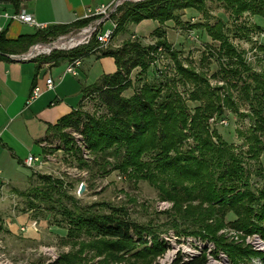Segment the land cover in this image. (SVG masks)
Returning <instances> with one entry per match:
<instances>
[{
	"label": "rangeland",
	"instance_id": "rangeland-1",
	"mask_svg": "<svg viewBox=\"0 0 264 264\" xmlns=\"http://www.w3.org/2000/svg\"><path fill=\"white\" fill-rule=\"evenodd\" d=\"M132 2L125 1L119 8ZM228 6L235 11L237 5L203 0L200 10L177 11L175 20L127 22L120 31L114 32V28L106 45L101 44L100 48H115L134 40L142 45L162 42L151 54L148 68L141 71L137 67L130 74L134 87L143 82L162 85L153 95L155 102L149 116L154 128L170 140V152L193 158L188 169L194 172L198 169L194 158L199 157V152L198 142L191 135L190 117L199 109L208 108L206 119L199 120L210 140L208 148L212 143L231 147L241 157L248 182L255 190L264 186V125L256 116V103L245 99L242 87L248 82L264 90V15L237 12L235 20ZM110 25L107 21L103 29ZM79 27L33 43L54 40ZM218 30L240 51L249 71L230 65L237 59L220 49L219 41L212 35ZM65 52L69 51L56 50L39 57L52 61L53 54ZM230 67L237 68L240 74L227 72ZM252 73L259 76L258 81L253 80ZM134 87L122 95H132ZM165 92L174 96L165 98ZM78 108L90 114L104 111L94 97L86 98ZM180 108L187 119L178 130L171 117L177 114L178 124ZM165 115L169 116V123ZM154 128L142 137L141 151L132 164L122 163L104 150H84L74 139L70 141L72 147L66 148L59 137L53 138L55 147L51 143L40 149L41 166L28 168L22 161L23 167L18 168L22 175L17 174L22 182L0 191V264H169L179 252L194 256L203 251L207 264H262L257 256L248 259L241 255L246 249L264 251V242L258 233L246 230L248 216L240 205L213 204L205 188L207 197L203 199L196 179L159 167L163 149L159 148ZM254 136L263 148L255 154L249 152ZM207 169L201 174H206ZM42 174L49 176L50 181L40 179ZM111 208L123 209L130 220L150 226L157 240L165 242L166 249L161 254H146L142 246L150 247L153 242V237L146 234L143 243L135 242L126 251H111L106 238L70 223L77 213H103Z\"/></svg>",
	"mask_w": 264,
	"mask_h": 264
},
{
	"label": "trees",
	"instance_id": "trees-1",
	"mask_svg": "<svg viewBox=\"0 0 264 264\" xmlns=\"http://www.w3.org/2000/svg\"><path fill=\"white\" fill-rule=\"evenodd\" d=\"M28 0H0V4L11 5L13 11L16 12L21 8V4ZM225 1L231 5H237L235 11L232 10L234 16L237 12L250 11L253 14L262 13L264 15V0H255V2H245L243 0H218ZM203 0H143L138 2L127 3L126 6L117 9L113 18L116 21L115 31H120L127 23L137 24L143 19L156 20L163 23L167 20H175L177 11H183L186 8L201 9ZM261 9V11L257 8ZM255 7V11L253 8ZM118 10L120 14H118ZM240 17V16H238ZM90 18H83L76 26L86 24ZM214 25H218L215 23ZM221 26V25H219ZM70 27L65 25L49 26L44 29H38L32 34H20L15 39L7 38L5 29L0 30V58L6 59L9 54H17L25 51L30 44L35 41L45 39L48 36H55L58 33L65 32ZM220 29V27H219ZM158 27L155 28V32ZM213 38L220 43V49L225 54L233 55L237 61H231L230 65L236 66L238 69L243 68L244 71H249V66L242 61L240 51H236L233 44L228 41V36L220 34L219 30L212 34ZM94 44L72 50L65 53H55L50 60L54 63L76 57H82L88 53H94L96 56H111L114 58L116 70L112 73L102 74L93 83L82 86L80 104L88 97H94L98 100L100 106L104 109L99 114L86 113L83 111L73 109L71 112L61 116L54 124L47 128V133L38 140V142L45 143L55 147L54 139L59 137L61 144L66 148H71L70 141L74 139L79 141L84 150H89L95 153L101 150L107 154L114 155L121 160L122 163H133L138 153L141 151L140 142L142 137L154 128L153 122L149 116L153 111L154 94L162 89L161 84L153 82H143L139 87H134L130 78L131 71L139 67L141 71H145L152 57V53L156 50L157 45H142L138 40L123 42L120 46L115 48H100ZM264 50V45L261 46ZM235 59V60H236ZM237 68H227V72L233 74H240ZM191 73V72H190ZM253 75V73L251 74ZM253 80L258 81L259 76L253 75ZM261 82V81H260ZM264 89V84L261 82ZM132 95L125 97L122 92L128 88H133ZM260 86H250L246 82L242 90L246 100L250 103H256L255 113L260 119L261 125H264V90L258 89ZM174 96L170 92H165L163 97L168 98ZM175 99V98H174ZM170 109V107H168ZM167 109V110H168ZM208 109V108H206ZM199 109L194 116L190 117V130L192 136L198 142L196 150L199 152V157L194 158L198 169L194 172L188 168L191 167L190 161L193 158H186L183 154L172 151L170 140L166 139V135H160V129L154 128L159 140L161 157L158 162L159 167L165 169H173L175 172L186 174L194 179L200 185L199 191L204 193V188L207 190L208 198L213 204L218 206L233 207L239 206L244 210L245 217L248 216L246 230L249 232L258 233L264 242V186L258 189H252V185L248 182V173L243 166V161L239 155L234 154L231 147L214 145L208 148L210 140L207 139L205 133V126L201 125L199 120L203 121L208 116V110ZM173 109L171 110V115ZM178 114L172 115L171 122L175 121L176 129L180 130L183 121H186L187 116L183 108H180ZM97 115V116H96ZM167 117V115H165ZM169 117V116H168ZM167 122L169 123V118ZM180 123V124H179ZM197 130H195V129ZM64 129H68L65 132ZM264 130V128L262 129ZM201 133V134H200ZM76 136H75V135ZM200 134V135H199ZM74 135V136H73ZM63 141V142H62ZM253 148H249V152L255 154L260 152L263 148L260 147V139L257 136L253 137ZM60 144V145H61ZM224 144V143H223ZM61 145V146H62ZM58 146L57 148H61ZM114 148H111L113 147ZM164 147V148H162ZM206 153H210L206 161ZM252 154V155H253ZM103 155V154H102ZM98 157H101L100 155ZM196 157V156H195ZM187 165V166H186ZM207 169V173H202L201 170ZM42 180L50 181L47 175H39ZM223 179V180H222ZM216 182V183H215ZM217 184V186H216ZM204 193L203 199L207 197ZM73 225H82L85 228L103 236L107 239V244L111 251H126L135 242H144L146 234L153 237L152 246H142V250L146 254H161L166 249L165 242L158 241L155 232L150 226L138 224L130 220L126 211L120 208H111L109 212L103 213H77L71 220ZM242 256L250 258L257 256L264 264V251L246 249ZM169 264H207L204 251L194 256H184L182 253H177Z\"/></svg>",
	"mask_w": 264,
	"mask_h": 264
},
{
	"label": "crops",
	"instance_id": "crops-1",
	"mask_svg": "<svg viewBox=\"0 0 264 264\" xmlns=\"http://www.w3.org/2000/svg\"><path fill=\"white\" fill-rule=\"evenodd\" d=\"M110 1L28 0L21 4V8L45 28L53 25L73 28L85 18L88 10ZM3 12L14 11L11 5L0 4V30L5 29L7 38L15 39L20 34H32L38 30L4 17ZM10 55L6 59L0 58V191L7 185L22 182L17 179L22 161L29 153L40 152L38 140L47 133L49 125L78 107L82 86L116 70L113 57H98L94 53L81 57L76 75L66 71L68 59L54 63L39 57L20 62L12 60ZM48 77L53 80L51 89L45 85ZM34 85H38L42 92L27 102Z\"/></svg>",
	"mask_w": 264,
	"mask_h": 264
},
{
	"label": "built area",
	"instance_id": "built-area-1",
	"mask_svg": "<svg viewBox=\"0 0 264 264\" xmlns=\"http://www.w3.org/2000/svg\"><path fill=\"white\" fill-rule=\"evenodd\" d=\"M125 1L135 2L138 0H112L107 4H100L93 10H88L85 18H90V20L83 26L69 31L64 35H60L54 40L33 43L25 51L18 54H12L9 57L17 58L19 60L35 59L40 55L50 53L52 51H70L77 48L79 45H89L92 40H95V42L99 44L97 47H102L101 44H104L103 46H105L106 42L111 37L114 28L116 27V21L113 16L116 14L120 4ZM2 15L10 20H17L37 29H43L46 27L43 23L37 22L33 15L23 8H20L18 11L12 13L3 12ZM107 21H109L111 25L109 28L103 29ZM80 59L81 57L69 59L66 71L76 75ZM45 85L48 89L53 87V80L51 77L46 78ZM41 92V88L38 85H34L28 96L27 102L37 98ZM44 144L45 143H41V146ZM42 163L43 161L41 155L34 153H29L23 160V164L28 168L41 166ZM34 224L35 222H32L31 225L34 227Z\"/></svg>",
	"mask_w": 264,
	"mask_h": 264
},
{
	"label": "water",
	"instance_id": "water-1",
	"mask_svg": "<svg viewBox=\"0 0 264 264\" xmlns=\"http://www.w3.org/2000/svg\"><path fill=\"white\" fill-rule=\"evenodd\" d=\"M12 60H15V61H20V62H26V61H32L33 59H26V60H19L17 58H11Z\"/></svg>",
	"mask_w": 264,
	"mask_h": 264
}]
</instances>
